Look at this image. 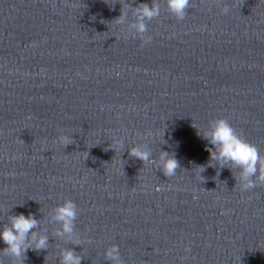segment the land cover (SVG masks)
I'll list each match as a JSON object with an SVG mask.
<instances>
[{
	"label": "clouds",
	"instance_id": "1",
	"mask_svg": "<svg viewBox=\"0 0 264 264\" xmlns=\"http://www.w3.org/2000/svg\"><path fill=\"white\" fill-rule=\"evenodd\" d=\"M168 13L177 20H183L189 9L190 0H166ZM137 22L133 25L136 32L143 36L147 32L145 21H151L160 15V7L156 0L151 3H140L136 8ZM123 11L115 21L123 22ZM145 43L150 42V37H145ZM195 128V126H193ZM197 134L207 142L206 150L209 152V164L216 161L220 167L231 165L240 169L241 191L253 189L259 185H264V157L260 156L256 145L250 143L237 133L236 129L223 117L215 118L210 125V130ZM57 141L63 145L70 143L69 137L59 135ZM119 143V141H118ZM112 148V147H111ZM115 150L114 148H112ZM107 150V149H106ZM116 151V150H115ZM128 155L133 159H138L142 163L149 161L151 153L145 148L132 147L128 150ZM180 167L179 161L174 153L162 152L160 154L159 170L165 177L176 175ZM205 166H197L200 172ZM231 170V168H230ZM255 178V179H254ZM77 216V205L71 200H65L54 209V219L61 224V229L57 231L58 236L71 234L73 224ZM39 227L37 218L29 213L12 215L8 218V223L0 228V240L6 245L0 254L9 259L10 264H24L26 253L29 249L33 251H46L48 248V236L38 235L35 229ZM111 264H123L120 258L119 247L113 244L105 252ZM83 257L76 254L75 248L65 249L60 256V264H81Z\"/></svg>",
	"mask_w": 264,
	"mask_h": 264
}]
</instances>
